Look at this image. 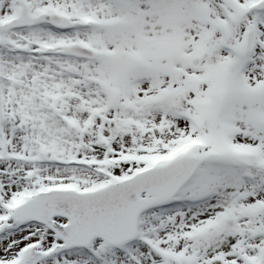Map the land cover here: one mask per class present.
<instances>
[{"label": "snow or ice", "instance_id": "obj_1", "mask_svg": "<svg viewBox=\"0 0 264 264\" xmlns=\"http://www.w3.org/2000/svg\"><path fill=\"white\" fill-rule=\"evenodd\" d=\"M0 264H264V0H0Z\"/></svg>", "mask_w": 264, "mask_h": 264}]
</instances>
